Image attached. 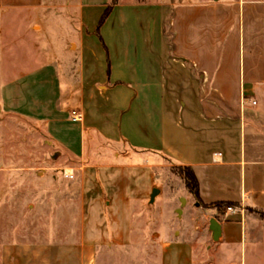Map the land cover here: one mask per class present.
Wrapping results in <instances>:
<instances>
[{"label": "crops", "instance_id": "crops-1", "mask_svg": "<svg viewBox=\"0 0 264 264\" xmlns=\"http://www.w3.org/2000/svg\"><path fill=\"white\" fill-rule=\"evenodd\" d=\"M73 1L77 34L62 55L51 48L42 75L23 78L19 92L35 85L25 114L76 159L79 203L69 211L78 216L54 221L68 231L53 239L3 241L0 264L119 259L133 213L162 196L172 163L191 166L198 182L195 194L186 185L180 213L202 217L229 202L216 217L229 264H264V217L247 223L248 207L264 212V0ZM178 230L158 231L160 264H199L193 225Z\"/></svg>", "mask_w": 264, "mask_h": 264}, {"label": "rangeland", "instance_id": "rangeland-1", "mask_svg": "<svg viewBox=\"0 0 264 264\" xmlns=\"http://www.w3.org/2000/svg\"><path fill=\"white\" fill-rule=\"evenodd\" d=\"M77 12L73 0H0V245L8 240L53 239L68 231L52 228L54 221L69 224L78 216L72 211L73 204L79 203L75 193L80 182L64 175L73 174L70 167L77 165L76 159L33 116L25 114V107L33 109L35 85L28 87L33 91L19 92L26 86L20 83L23 78L35 82L42 75L44 65L52 61L48 57L51 48L63 54L65 39L77 34ZM99 146L95 139L91 152ZM167 169L162 196L157 201L145 200L143 209L133 213L137 225L132 229V244L118 247L122 253L114 254L119 259L110 264H160L163 239L158 231L167 226L173 237L184 221L193 225L197 263L229 264L231 248L219 237L213 238L210 227L212 217H225L228 204L214 202V212L190 219L188 207L183 213L179 210L191 195L185 182L187 172L173 163ZM204 205L210 208L212 204ZM248 208V224L251 218L264 217L262 210ZM124 252L133 257L132 263Z\"/></svg>", "mask_w": 264, "mask_h": 264}, {"label": "trees", "instance_id": "trees-1", "mask_svg": "<svg viewBox=\"0 0 264 264\" xmlns=\"http://www.w3.org/2000/svg\"><path fill=\"white\" fill-rule=\"evenodd\" d=\"M182 168H185L186 172H187V177L185 179L186 185L192 189L195 193H198V182H197V178L196 175L194 173V170L192 169L191 166L189 165H180ZM219 205H223V204H229V202H218Z\"/></svg>", "mask_w": 264, "mask_h": 264}, {"label": "built area", "instance_id": "built-area-1", "mask_svg": "<svg viewBox=\"0 0 264 264\" xmlns=\"http://www.w3.org/2000/svg\"><path fill=\"white\" fill-rule=\"evenodd\" d=\"M70 116L73 120H80L83 116V112L80 110V109H72L70 111ZM65 176H68V177H71L73 174L72 173H68V172H65L64 173ZM234 207L233 205L231 204H228L227 206V211L228 210H232Z\"/></svg>", "mask_w": 264, "mask_h": 264}, {"label": "water", "instance_id": "water-1", "mask_svg": "<svg viewBox=\"0 0 264 264\" xmlns=\"http://www.w3.org/2000/svg\"><path fill=\"white\" fill-rule=\"evenodd\" d=\"M210 227L213 229V237L217 238L221 231V224L219 220L215 217H212L210 220Z\"/></svg>", "mask_w": 264, "mask_h": 264}]
</instances>
